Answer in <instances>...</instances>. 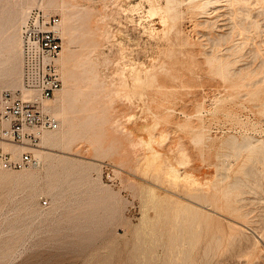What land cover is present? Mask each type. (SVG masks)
<instances>
[{"label":"rangeland","instance_id":"1","mask_svg":"<svg viewBox=\"0 0 264 264\" xmlns=\"http://www.w3.org/2000/svg\"><path fill=\"white\" fill-rule=\"evenodd\" d=\"M67 1L82 11L92 9L84 27L97 30L101 47L91 57L104 62L99 75L110 85L101 102L90 101L84 112L101 110L100 123L85 129L74 150L51 153L74 160L75 177L89 174V183L82 185L89 189L86 194L109 195L98 220L104 230L91 243L66 252L71 238L62 232L50 241L53 230L46 225L27 238L22 258L10 264L27 257L26 264H86L99 254L110 256L108 264H167L168 244L180 237V257L183 251L190 254L186 264H264V150L255 140L264 141V0H239L232 7L219 0L205 9L193 5L206 0H180L173 25L162 18L166 0ZM14 2L0 0V12ZM240 27L252 33H240ZM64 42L80 49L78 43ZM163 62L171 70L158 76L162 89L147 77ZM6 65L2 61L0 68ZM94 127L120 134L122 143L98 154L89 144ZM151 137L167 165L143 144ZM169 165L200 184L170 179ZM238 181L244 187L235 185ZM0 195V209L12 216L13 205L1 203L6 192ZM25 196L16 205L21 216L28 213ZM37 203L48 209L51 197L41 194ZM6 238L0 235V246Z\"/></svg>","mask_w":264,"mask_h":264},{"label":"bare ground","instance_id":"2","mask_svg":"<svg viewBox=\"0 0 264 264\" xmlns=\"http://www.w3.org/2000/svg\"><path fill=\"white\" fill-rule=\"evenodd\" d=\"M190 1L193 3L199 2L197 0ZM213 1L217 2L219 0H206L203 3L201 2V4L193 6L205 9L207 5ZM226 1L232 4L230 7L239 2V0ZM180 2V0H166V7L164 8L165 11L162 18L164 20H167L168 18V21H170V23L172 22V25L174 23V19L178 15L176 6H178ZM33 7L41 8L48 15H52V13H59L62 18L61 33L63 38L69 45L72 43H78L80 45V49L73 51L69 48V46L63 47V52L59 62L63 85L56 95L45 103V110L51 113L59 121V128L54 131L46 132L42 136L39 146L34 149H30V151L34 153L37 161H39L40 166L36 165L37 167H28L29 169L24 168L20 172L6 170L0 167V184L15 181V183L10 184L9 186H0V191L3 190V194L6 192V198L1 199V203L12 204L13 208L11 210L14 212L12 216L8 217L3 213V208L0 209V235H7V238L2 241V246H0V258L3 260L0 264H10L18 258H22L24 252L21 251V247L25 244L27 238L31 237V235H35L37 231L46 225L49 228L51 227L53 230V235L51 236L50 241H56L58 239L56 237H59L62 232L64 236L71 238V241L65 242L66 252L68 248L73 250L74 245L79 248L81 245L91 243L92 240L104 230L103 225L98 220L101 216V210L107 208L105 206L106 200H109L110 198L107 194L101 197H94L93 192L92 195L86 194L89 189L87 188L84 190L82 185L83 181L89 183V174L86 173L82 178L75 177L74 172L79 168L78 166H75V161L69 159L68 157H61V155L51 153L54 148H59L62 152L71 151L72 149L74 150L73 147L77 144V139L84 138L86 136L85 134L87 131L85 129L88 130L91 128V125L95 124V122L96 124L100 123L99 115L101 114V110L94 111L93 113L88 112L89 114H84V112L86 110V105L88 103L90 105V101H100L109 91L108 86L110 84L99 75V73L101 74V72H99L100 68L103 66L104 62L102 61V64L98 60H94L96 58L93 59V57H91V55L101 47V43L95 40L97 30H87L86 27H84V24L87 25V23L93 18V11L91 8H86L82 11V9H80L77 5H70L67 0H16V2L9 6V8L0 12V63L2 61L7 62L4 70L0 68V92L5 89L11 91L23 89L21 79L22 56L20 57V29L27 14L34 9ZM233 8L235 9V6ZM160 9L162 10L163 8L161 7ZM235 11H233V13ZM236 13L234 14L236 15ZM232 17H234V15ZM236 25L238 24H235L232 27H235ZM238 28L239 27H237V29ZM247 29L242 27L240 33ZM250 29H252L251 26ZM176 32L178 33L177 30ZM220 36L230 35L221 34ZM225 38L226 37H224L223 40ZM245 42L249 43V41L246 40ZM241 45H243V43H241ZM257 49L259 50L260 48L257 47ZM254 52L255 55H257V53L262 54L261 51V53H259V51L257 53L256 51ZM221 58L222 57L220 56V59ZM153 70H151V72ZM170 70L171 66L169 62H163L159 66L158 70L152 74L149 72V69L148 72L150 73V76L147 78L151 81L149 82L148 80L147 82L155 85V82L158 83V76ZM144 82L147 83L146 81ZM158 84V88L164 87L163 83ZM146 85H148V83ZM24 97L27 99L31 98L32 94L24 91ZM102 103L101 105H103ZM99 107L101 108V106ZM183 124L184 123H180V125ZM187 125H189L188 122L184 124V126ZM94 128L95 129L92 130L91 136L89 137V144L94 146L95 151L98 154H100L103 150V153L105 154L110 153L120 143H122V137L120 134H107L106 131L100 130V128ZM255 140L261 142L260 148L264 150V141H262V139ZM155 143H157V141L151 137L143 144L152 150L150 153L155 158L157 157L158 159H162V161L167 165V159H163V155H161L158 150H155ZM253 143L256 142L253 141ZM105 144H107V147ZM0 146L7 151H12L16 156H19L22 152L29 150L27 147L8 144L5 142H0ZM167 168V175L172 180H185L192 181L195 184H200V182L196 180L192 174L185 173L184 175H181L173 165H169ZM87 170L89 171V168H87ZM235 185L244 187L242 181H238ZM83 193L85 194L81 196L80 194ZM23 194H26V196L22 199V202L25 203L28 211L26 216H21L16 206L20 200L19 196ZM41 194L51 197L50 208H38L37 201ZM64 200L67 201L64 203ZM62 207H66V211L59 212ZM182 234L183 232L180 230L179 235L182 236ZM255 240L257 239L255 238ZM141 242L143 241L141 240ZM182 244V237L170 240L168 244L169 255L165 260L167 264H186L188 262L190 257L188 251H183V255L180 257V254L182 253ZM78 248H76V250ZM173 252V259L170 262L168 259L171 257V253ZM109 258L110 256L99 254L96 261L88 262L86 264H108ZM179 258L181 261H177ZM27 259H30V257H27L25 260L23 259L22 263L19 264H26ZM131 264L142 263L133 262Z\"/></svg>","mask_w":264,"mask_h":264},{"label":"built area","instance_id":"3","mask_svg":"<svg viewBox=\"0 0 264 264\" xmlns=\"http://www.w3.org/2000/svg\"><path fill=\"white\" fill-rule=\"evenodd\" d=\"M61 18L41 8L31 10L21 27L23 89L0 92V142L29 150L16 156L0 146V167L19 171L36 166L30 149L39 146L42 136L59 128V121L45 110V103L61 89L60 58L64 47ZM24 91L32 94L24 97Z\"/></svg>","mask_w":264,"mask_h":264}]
</instances>
